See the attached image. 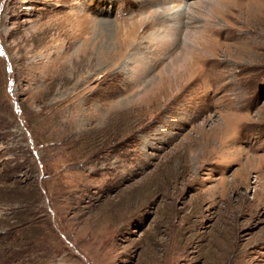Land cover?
Here are the masks:
<instances>
[{
	"label": "rangeland",
	"instance_id": "rangeland-1",
	"mask_svg": "<svg viewBox=\"0 0 264 264\" xmlns=\"http://www.w3.org/2000/svg\"><path fill=\"white\" fill-rule=\"evenodd\" d=\"M15 262L264 264V0H0Z\"/></svg>",
	"mask_w": 264,
	"mask_h": 264
},
{
	"label": "crops",
	"instance_id": "crops-1",
	"mask_svg": "<svg viewBox=\"0 0 264 264\" xmlns=\"http://www.w3.org/2000/svg\"><path fill=\"white\" fill-rule=\"evenodd\" d=\"M28 230H31V229H28ZM28 230H25V231H23L22 233H29V231ZM30 237H29V243H30ZM23 240V239H22ZM58 239L57 238H51V244H52V246H53V243H55L56 241H57ZM17 242H19L18 240H17ZM23 242L24 243H26L27 241H24L23 240ZM26 247V246H25ZM63 247V246H62ZM53 248H55V247H53ZM65 250L63 249V248H61V249H54L53 250V257L55 258V259H57L58 257H60L61 256V254L64 252ZM15 255H16V259H17V254L15 253ZM42 255H40V259H48V258H46V257H48L47 255L46 256H44V257H41ZM39 259V260H40ZM22 261V260H21ZM53 263H55V262H53ZM14 264H21L20 262H15ZM59 264H61V263H59Z\"/></svg>",
	"mask_w": 264,
	"mask_h": 264
},
{
	"label": "bare ground",
	"instance_id": "bare-ground-1",
	"mask_svg": "<svg viewBox=\"0 0 264 264\" xmlns=\"http://www.w3.org/2000/svg\"><path fill=\"white\" fill-rule=\"evenodd\" d=\"M181 5H182V4H179L178 6L175 5V6H173V9H177V8H179ZM176 12H177V11H176ZM165 16H168V14H166ZM153 17H154V15H153L151 18H153ZM161 18H162V17H161ZM168 20H169V19H168ZM157 21H158V20H157ZM157 21H156V22H157ZM158 22L161 24L163 21L161 22V20H160V21H158ZM125 39H126V38H125ZM178 61H179V60H178ZM178 61H177V62H178Z\"/></svg>",
	"mask_w": 264,
	"mask_h": 264
}]
</instances>
